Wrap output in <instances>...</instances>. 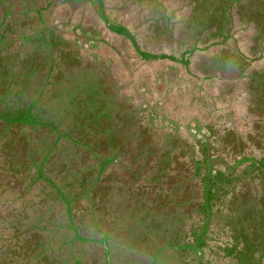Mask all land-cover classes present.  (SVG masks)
Here are the masks:
<instances>
[{"label": "rangeland", "instance_id": "rangeland-1", "mask_svg": "<svg viewBox=\"0 0 264 264\" xmlns=\"http://www.w3.org/2000/svg\"><path fill=\"white\" fill-rule=\"evenodd\" d=\"M193 6V0H0V49L17 62L34 49L72 50L83 64L107 74L118 97L149 128L155 148L143 180L124 177L129 184L149 185L165 161H170L165 174H174V160L191 169L199 165V190L208 169L216 178L208 211L196 210L179 224V243L193 249L182 254L165 250L158 264H235L227 253L233 243L227 224L233 216L230 202L250 181L261 195L264 181V127H255L264 121L249 112L247 84L253 71L264 70V40L252 23L240 19L235 6L222 37L188 39L184 26ZM228 54L248 61L233 79L219 73L218 61ZM53 58L60 60L59 53ZM229 131L237 138L232 144L227 143ZM115 170L123 177L114 165L105 172ZM52 180L56 187L65 185L63 176ZM81 190H65L64 200L46 180L23 173L14 179L0 151V264H38L21 248L25 235L20 232L31 225L47 227L35 231L60 254L67 253L69 211L78 218L85 214L86 222L93 209L111 224L122 222L109 203L100 210L99 199L89 204ZM79 245L88 263H102L100 247Z\"/></svg>", "mask_w": 264, "mask_h": 264}, {"label": "trees", "instance_id": "trees-1", "mask_svg": "<svg viewBox=\"0 0 264 264\" xmlns=\"http://www.w3.org/2000/svg\"><path fill=\"white\" fill-rule=\"evenodd\" d=\"M193 2L184 26L188 39L222 37L235 6L240 19L252 23L258 39L264 40V0ZM2 52L0 49V151L11 176L16 179L23 173L30 179L46 180L64 200L65 190L80 188L79 195L87 203L92 204L97 197L100 210L109 203L122 220L111 224L94 215L93 209L86 222L85 214L78 218L69 211L64 227L69 240L63 243L67 253L60 254L49 246L47 237L31 225L20 232L25 235L21 240L23 255L30 260L38 258V264H90L85 260L86 251L76 249L87 242L92 249L100 247L101 264H158L165 250L182 254L193 249L179 243V224L196 210L208 211L216 180L210 169L202 190L195 182L199 165L191 169L179 160H174V174H165L170 164L165 161L148 180L149 185L133 186L143 180L155 148L149 128L141 124L133 106L118 97L109 76L83 64L72 50L34 49L19 62ZM56 52L60 60L53 58ZM218 64L221 76L233 79L248 61L228 54ZM247 84L249 112L264 121V70L253 71ZM262 126L255 123L258 129ZM228 135V144L237 140L232 132ZM110 165L122 171L123 177H118L116 170L105 172ZM55 176L65 178L63 187H56ZM230 204L233 216L227 224L233 243L227 253L235 258V264H261L264 181L261 195L250 181ZM38 229L46 231L47 227Z\"/></svg>", "mask_w": 264, "mask_h": 264}, {"label": "water", "instance_id": "water-1", "mask_svg": "<svg viewBox=\"0 0 264 264\" xmlns=\"http://www.w3.org/2000/svg\"><path fill=\"white\" fill-rule=\"evenodd\" d=\"M249 161H252L253 162V160H251V159H249ZM255 164L257 165V163L255 162ZM259 165V164H258Z\"/></svg>", "mask_w": 264, "mask_h": 264}, {"label": "flooded vegetation", "instance_id": "flooded-vegetation-1", "mask_svg": "<svg viewBox=\"0 0 264 264\" xmlns=\"http://www.w3.org/2000/svg\"><path fill=\"white\" fill-rule=\"evenodd\" d=\"M67 1H77V0H67Z\"/></svg>", "mask_w": 264, "mask_h": 264}]
</instances>
